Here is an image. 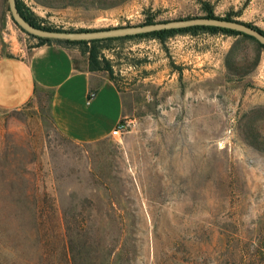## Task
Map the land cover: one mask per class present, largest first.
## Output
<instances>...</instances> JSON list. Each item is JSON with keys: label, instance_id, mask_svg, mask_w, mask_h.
<instances>
[{"label": "rangeland", "instance_id": "1", "mask_svg": "<svg viewBox=\"0 0 264 264\" xmlns=\"http://www.w3.org/2000/svg\"><path fill=\"white\" fill-rule=\"evenodd\" d=\"M28 8L64 30L207 9L264 30V0H31ZM20 31L29 50L32 37ZM99 47L112 74L101 71L124 97L120 138H67L48 93L0 108V264H264V48L205 30Z\"/></svg>", "mask_w": 264, "mask_h": 264}, {"label": "crops", "instance_id": "2", "mask_svg": "<svg viewBox=\"0 0 264 264\" xmlns=\"http://www.w3.org/2000/svg\"><path fill=\"white\" fill-rule=\"evenodd\" d=\"M21 1L29 7L31 0ZM5 13L0 0V108L15 109L48 93L50 117L61 134L79 143L108 138L124 114V97L114 81L89 70L87 55L70 45L38 44L32 37L28 41L34 44L24 50L17 38L22 32ZM8 41L10 46H3Z\"/></svg>", "mask_w": 264, "mask_h": 264}, {"label": "water", "instance_id": "3", "mask_svg": "<svg viewBox=\"0 0 264 264\" xmlns=\"http://www.w3.org/2000/svg\"><path fill=\"white\" fill-rule=\"evenodd\" d=\"M6 1L10 16L12 17L14 23L17 24L25 32L39 38L80 41L124 37L160 30L181 29L191 26H214L244 33L248 36L253 37L260 44L264 45V33L256 29L255 27H252L251 25H248L239 20L207 16L177 18L165 21H155L151 23L130 24L90 30L44 29L32 25L20 14L17 8L16 0Z\"/></svg>", "mask_w": 264, "mask_h": 264}, {"label": "trees", "instance_id": "4", "mask_svg": "<svg viewBox=\"0 0 264 264\" xmlns=\"http://www.w3.org/2000/svg\"><path fill=\"white\" fill-rule=\"evenodd\" d=\"M16 4H17V8H18V11L20 12V14L29 23H31L32 25H34L36 27L44 28V29L64 30V29L53 28V27H50V26L42 24L40 22V20L29 10V8L21 0H16ZM8 11H9V9H8ZM203 16L219 17V16L214 15L210 9H207L206 13ZM219 18L236 20V19L231 18L230 16L219 17ZM161 21H165V20H161ZM151 22H155V21L152 18L149 17L143 23H151ZM244 23H246V22H244ZM246 24L251 25L252 27H255L256 29H258L262 33H264V30L260 29L257 26H254V25L249 24V23H246ZM21 30L24 31L23 29H21ZM69 30H71V29H69ZM77 30H90V29H77ZM199 30H205V31H208V32H211V33L221 32V33H224V34L237 35V36H242V37H247V38L254 39L253 37L248 36V35H246L244 33L238 32V31L225 29V28L214 27V26H191V27H186V28H181V29L160 30V31H153V32H149V33L130 35V36H124V37L94 39V40H80V41L53 40V39H47V38H39V37L33 36V35H31V34H29L27 32L26 33L28 35H30L31 37H34V38L38 39V44H43V43H46V42L55 41V42L64 43V44H67V45H70V44L82 45L83 48L81 49V53L87 55L89 70H91V71L106 70L109 73V76H111L112 68H111L109 62L104 60L103 58H101V53H100L101 51H100V47H99V43L100 42L117 40V39H125V38H133V37H153V38H157L158 40L163 42L166 38H168L169 36L174 35L176 33H187V32L196 33ZM259 45L264 48L263 44L259 43ZM226 66H227V69L233 70L234 68H236L235 61L227 58ZM261 248H262V255L264 257V247H261Z\"/></svg>", "mask_w": 264, "mask_h": 264}, {"label": "built area", "instance_id": "5", "mask_svg": "<svg viewBox=\"0 0 264 264\" xmlns=\"http://www.w3.org/2000/svg\"><path fill=\"white\" fill-rule=\"evenodd\" d=\"M128 123H126L122 118L114 125L110 131V136L117 138L124 135L127 131Z\"/></svg>", "mask_w": 264, "mask_h": 264}]
</instances>
